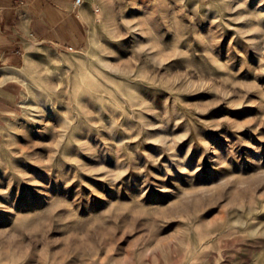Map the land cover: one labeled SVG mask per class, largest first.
Listing matches in <instances>:
<instances>
[{
    "label": "rangeland",
    "instance_id": "374dc122",
    "mask_svg": "<svg viewBox=\"0 0 264 264\" xmlns=\"http://www.w3.org/2000/svg\"><path fill=\"white\" fill-rule=\"evenodd\" d=\"M86 1L0 120V264H264V0Z\"/></svg>",
    "mask_w": 264,
    "mask_h": 264
},
{
    "label": "crops",
    "instance_id": "0c3cea01",
    "mask_svg": "<svg viewBox=\"0 0 264 264\" xmlns=\"http://www.w3.org/2000/svg\"><path fill=\"white\" fill-rule=\"evenodd\" d=\"M92 5L75 0H0V120L14 113L31 50H78L94 19Z\"/></svg>",
    "mask_w": 264,
    "mask_h": 264
},
{
    "label": "built area",
    "instance_id": "2783aa9c",
    "mask_svg": "<svg viewBox=\"0 0 264 264\" xmlns=\"http://www.w3.org/2000/svg\"><path fill=\"white\" fill-rule=\"evenodd\" d=\"M83 3V0H75V4L81 5Z\"/></svg>",
    "mask_w": 264,
    "mask_h": 264
}]
</instances>
